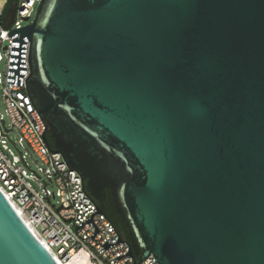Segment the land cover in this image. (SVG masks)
Wrapping results in <instances>:
<instances>
[{
    "label": "water",
    "instance_id": "water-1",
    "mask_svg": "<svg viewBox=\"0 0 264 264\" xmlns=\"http://www.w3.org/2000/svg\"><path fill=\"white\" fill-rule=\"evenodd\" d=\"M10 38L8 85L30 41L28 94L99 203L78 230L109 190L117 261L264 264V0H44ZM0 264H59L1 190Z\"/></svg>",
    "mask_w": 264,
    "mask_h": 264
},
{
    "label": "built area",
    "instance_id": "built-area-1",
    "mask_svg": "<svg viewBox=\"0 0 264 264\" xmlns=\"http://www.w3.org/2000/svg\"><path fill=\"white\" fill-rule=\"evenodd\" d=\"M43 1L18 0L10 27L0 23V67L3 66L0 70V101L5 106V113L0 112V190L59 264H134L135 257L131 256L115 260L129 252L128 239L123 238L116 227L120 238L127 243L107 250L101 246L118 241L112 221L107 216L111 223L101 213L93 217V222L101 230L94 237L96 241L90 238L96 231L93 224L77 228L92 217L99 203L89 194L86 181L79 172L67 164L56 148L49 149L42 138L44 132L45 135L48 133L47 123L38 113L33 98L31 100L29 81L26 82L33 73L30 41L26 45L27 73L22 79V86L8 85L13 43L10 32L33 23L29 21L36 5H39L38 13ZM7 12H1L0 16L4 19ZM24 22L29 23L24 25ZM14 132L18 133V137L12 140ZM33 156L41 163L36 170L31 167ZM33 180L38 183V188ZM156 261L151 255L141 264H154ZM135 262L137 264L136 259Z\"/></svg>",
    "mask_w": 264,
    "mask_h": 264
},
{
    "label": "trees",
    "instance_id": "trees-1",
    "mask_svg": "<svg viewBox=\"0 0 264 264\" xmlns=\"http://www.w3.org/2000/svg\"><path fill=\"white\" fill-rule=\"evenodd\" d=\"M18 4V0H10L8 7L6 8V10L8 11V9L11 7L12 4ZM48 139H49V144L50 147L52 149H55V144H54V139L51 135V133L49 132L48 134ZM108 192V198L106 200L105 205L103 206V210L105 215L112 221V223L115 225V227L117 228V230L120 232V234L122 235L123 238L127 239L128 235L126 232V228L124 226V223L121 219V217L119 216V214L116 212L114 205L112 203V199H111V195L109 190Z\"/></svg>",
    "mask_w": 264,
    "mask_h": 264
},
{
    "label": "rangeland",
    "instance_id": "rangeland-1",
    "mask_svg": "<svg viewBox=\"0 0 264 264\" xmlns=\"http://www.w3.org/2000/svg\"><path fill=\"white\" fill-rule=\"evenodd\" d=\"M9 2H10V0H0V13L6 10V8L8 7ZM38 8H39V5L37 4V5H36V8H35V11H34V14H33V16H32V19H31L29 22H33V21L35 20V17H36V14H37ZM29 22H24V25L27 24V23H29ZM0 70H1V71L3 70V66L0 67ZM0 112H1L2 114L5 113V106H4V104H3L1 101H0ZM5 120L8 122V119H7L6 117H5ZM17 137H18V133L14 132V133L11 134V138H12V140H15V138H17ZM11 147L15 150L14 146H11ZM33 157H34V158H33V159H34V162L30 160V162H31V167H32L33 170H36V168H37L41 163H40V161H39L35 156H33ZM33 184H34L37 188L39 187V186H38V183H37L35 180H33ZM53 202H54V204H55V203H56V200H54Z\"/></svg>",
    "mask_w": 264,
    "mask_h": 264
}]
</instances>
